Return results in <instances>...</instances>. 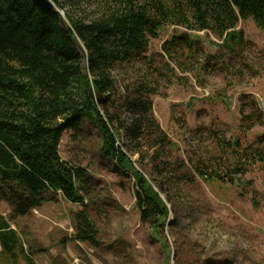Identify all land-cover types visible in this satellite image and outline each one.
Segmentation results:
<instances>
[{
  "label": "trees",
  "instance_id": "16d2710c",
  "mask_svg": "<svg viewBox=\"0 0 264 264\" xmlns=\"http://www.w3.org/2000/svg\"><path fill=\"white\" fill-rule=\"evenodd\" d=\"M51 1L53 9L32 0H0V200L11 205L16 217L62 195L83 206L75 215L76 238L96 242L99 231L87 202L90 174L60 152L65 132L78 139L93 126L102 155L133 178L141 219L157 229L174 225L159 191L164 185H155L128 154L142 155L145 141L147 154L153 149L157 160L171 143L153 113L151 95L159 93V80L167 74L153 70L151 39L166 25L182 27L162 49L186 70L176 58L185 49L201 50L202 39L192 32L212 33L229 49L244 47L247 40L238 24L253 18L264 30V0ZM137 63L145 69L133 87L119 93L117 69ZM121 136L128 144L121 146ZM250 156L264 170V150L256 148ZM209 161L191 162L196 175L234 182L243 172L239 158ZM156 169L162 177L164 170ZM20 245L17 230L0 213V255L13 256Z\"/></svg>",
  "mask_w": 264,
  "mask_h": 264
},
{
  "label": "rangeland",
  "instance_id": "374dc122",
  "mask_svg": "<svg viewBox=\"0 0 264 264\" xmlns=\"http://www.w3.org/2000/svg\"><path fill=\"white\" fill-rule=\"evenodd\" d=\"M238 29L247 41L236 49L212 33L192 32L202 39L201 50L185 49L176 58L186 70L162 49L182 27L166 25L151 39L153 70L167 74L151 95L153 113L171 143L157 160L153 149L147 154L145 141L142 155L128 154L149 179L162 182L158 189L175 224L157 229L141 219L133 178L102 155L95 127L78 139L67 131L61 156L88 169V213L97 241L76 238L75 215L83 206L62 195L16 217L0 200V213L17 230L32 264H264V170L250 156L264 150V30L253 18L241 20ZM140 69L142 63L117 69L119 93L134 86ZM119 141L128 144L124 136ZM214 157L232 163L239 158L243 172L234 182L196 175L191 162ZM156 167L164 170L162 177ZM21 247L13 256L1 254L0 263L30 264Z\"/></svg>",
  "mask_w": 264,
  "mask_h": 264
},
{
  "label": "water",
  "instance_id": "95a60500",
  "mask_svg": "<svg viewBox=\"0 0 264 264\" xmlns=\"http://www.w3.org/2000/svg\"><path fill=\"white\" fill-rule=\"evenodd\" d=\"M33 3L43 9H53L55 7L51 0H32Z\"/></svg>",
  "mask_w": 264,
  "mask_h": 264
}]
</instances>
